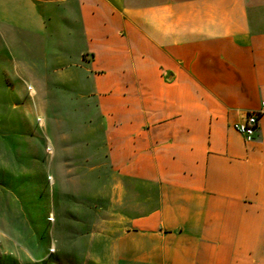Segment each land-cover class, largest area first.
<instances>
[{"label": "crops", "instance_id": "0c3cea01", "mask_svg": "<svg viewBox=\"0 0 264 264\" xmlns=\"http://www.w3.org/2000/svg\"><path fill=\"white\" fill-rule=\"evenodd\" d=\"M7 53L88 83L122 218L96 264H264V0H0Z\"/></svg>", "mask_w": 264, "mask_h": 264}, {"label": "rangeland", "instance_id": "374dc122", "mask_svg": "<svg viewBox=\"0 0 264 264\" xmlns=\"http://www.w3.org/2000/svg\"><path fill=\"white\" fill-rule=\"evenodd\" d=\"M34 60L0 55V264H96L122 220L101 117L77 67Z\"/></svg>", "mask_w": 264, "mask_h": 264}, {"label": "built area", "instance_id": "2783aa9c", "mask_svg": "<svg viewBox=\"0 0 264 264\" xmlns=\"http://www.w3.org/2000/svg\"><path fill=\"white\" fill-rule=\"evenodd\" d=\"M260 114L257 112L248 113L245 119L238 123L235 128L242 134L247 142H252L255 139V135L259 129Z\"/></svg>", "mask_w": 264, "mask_h": 264}]
</instances>
